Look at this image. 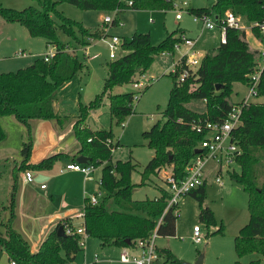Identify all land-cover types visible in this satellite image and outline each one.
Instances as JSON below:
<instances>
[{"label": "trees", "instance_id": "obj_1", "mask_svg": "<svg viewBox=\"0 0 264 264\" xmlns=\"http://www.w3.org/2000/svg\"><path fill=\"white\" fill-rule=\"evenodd\" d=\"M38 7L28 6L17 9L5 7L0 0V17L8 22H18L33 37H44L54 45V54L48 61L36 58L30 65L15 71L0 72V117L13 114L19 121L27 123L29 119L44 118L59 120L55 112L54 101L58 88L70 80L82 63L76 54L65 50L58 32L86 45V37H97V32L85 28L80 22L66 17L57 9L58 4L66 2L85 10L108 12L118 9L119 13L127 9L163 10L172 7L171 0H36ZM131 1V5L128 2ZM226 10L247 21L264 19V0H216L208 7L190 8L192 14H213L218 21ZM118 14V13H117ZM116 14V15H117ZM117 16L112 25H116ZM180 32V31H179ZM246 30L227 28L225 42L206 52L199 65L183 80L178 75L186 67L184 60L172 74V86L167 105L162 112L163 121H157L142 136L147 146L153 150L149 161L141 172L140 183H133L132 173L137 163L132 159L112 161V152L118 147L111 129L92 130L84 125V116L90 108L102 104L104 94L108 98V110L116 122H122L134 109L132 91L110 94L114 86L133 84L138 81L152 65L156 56L163 52H172L179 41L176 32L168 34L159 44L150 42L148 33L135 32L122 37L123 54L107 63V76L103 91L96 95L88 106L79 104L80 119L75 123L78 142L77 153L88 157L87 163L101 166L100 188L106 195L96 204L88 198L84 201L82 229L87 238H94L102 247L133 248L138 241L145 240L158 226L157 236L173 237L176 230L178 205L167 208L172 193L168 186H158L159 195L142 200L132 199L135 186L145 184L151 175L158 176L163 169L169 168L176 179H183L187 165L196 156L203 134L191 127L204 121H221L237 102L230 100L233 83L247 86L250 76L257 69L261 51L251 49L245 39ZM256 38L263 35L251 31ZM181 33H183L181 31ZM264 38V37H263ZM257 96L261 102L244 105L241 124L234 129L233 135L239 148L234 159L238 167L227 168L231 180L241 186L248 195L249 222L235 238L234 248L238 258L249 254H259L264 262V69L259 76ZM191 99H202L205 110L196 112L187 103ZM0 125V141L4 139ZM30 146L23 144L22 155L28 159ZM60 154H51L36 165H27L33 169H48ZM24 168V166H23ZM205 183L192 189L191 195L199 203V219L208 227L214 224V216L208 206H203ZM15 189V185L13 187ZM7 207L9 216L13 215L14 193ZM5 208V207H4ZM167 208V209H166ZM176 210V212H175ZM69 219L57 224V227L41 243L35 253H31L26 242L11 229V217L5 223L6 235L0 232V248L14 264H70L82 251L79 235L59 237L58 227ZM71 225V223H70ZM165 261L162 264H180L169 250L158 251ZM235 264H241L239 261ZM250 264H258L253 261Z\"/></svg>", "mask_w": 264, "mask_h": 264}, {"label": "rangeland", "instance_id": "obj_2", "mask_svg": "<svg viewBox=\"0 0 264 264\" xmlns=\"http://www.w3.org/2000/svg\"><path fill=\"white\" fill-rule=\"evenodd\" d=\"M215 1L171 0L172 7L169 9L152 11L127 9L114 15V17L117 16L116 25L108 24V26L102 24V18L104 15H111L112 11L100 14L96 10L81 9L66 2L58 4L57 9L66 17L80 22L90 31L97 32V37L92 40V43L86 37L87 44L80 45L58 32L59 39L64 43L65 49L76 54L82 63L81 69L57 90L54 109L59 115V120L33 118L29 119L27 123H23L13 114L0 117V125L5 134L4 139L0 141V232L4 236L6 235L5 223L7 218L11 217V229L20 235L29 250L33 249L39 240L40 227L27 221L24 213L16 208L15 201L13 215L9 216L10 209L7 205L13 193L15 200L17 191L16 179L12 173V167L15 165L13 157L22 155L23 144L30 146V155H35L45 145L50 144L46 147L51 149V145L57 141L59 133L62 137L58 138V142L70 140V146L77 143L74 125L80 119L79 104L88 106L96 95L102 93L104 80L107 76V63L111 61L108 47L101 38L108 33L124 37H129L135 32L148 33L150 42L157 45L168 34L177 31L175 37H179L181 34L179 31L185 30L189 36L198 37L195 49L198 53L197 56L201 58L204 51L218 46L220 31L217 27L214 31L201 29V25L193 20V14L189 12V9L208 7ZM183 2L187 5H183ZM1 3L5 7L17 9L39 6L36 0H1ZM179 10H181L182 18L176 19L175 14ZM245 33V39L250 48L264 52V38H256L248 29ZM86 47L87 54L85 55ZM54 49V45L49 44L44 37L30 36L24 25L18 22H7L0 17V72L15 71L26 67L36 58H42L45 53L53 52ZM184 50L183 45L176 48L174 44L172 52H163L156 56L150 68L139 78L144 83L142 87L136 88L134 84H126L114 86L111 89L110 94L132 91L137 96L132 102L134 111L122 122L117 123L115 117L109 113L108 93L104 94L102 104L98 108H90L84 116V125L90 129L112 130L114 141H118L119 144L112 152L113 162L118 159L130 158L137 163V170L132 173L133 183H140L141 172L153 154V150L147 146V140L144 139L142 133L157 121L164 120L162 112L167 105L173 81L171 68L175 63L179 64L182 58L181 53ZM18 52L25 53V57L17 56ZM94 53H97L98 56L90 58ZM247 92V86L235 82L230 100L232 102L240 101ZM251 100L259 102L261 98L253 97ZM186 105L196 112L205 110V102L202 99H191ZM69 124L70 129H67ZM55 164L59 163L54 162L49 169ZM217 166L216 161L209 160L205 167V174L207 169ZM228 167L238 170L234 163L228 166L222 165L218 176L223 181V186L214 181L215 172L213 169L212 171L208 170L206 175L203 206H208L211 209L214 224L208 227L200 222L198 201L191 195H185L178 200L175 235L173 237L159 236L156 239L155 244L160 251L169 250L180 264H192L200 256L203 258L202 264H235L237 261L241 264H250L253 261L264 264L263 257L256 253L241 258L236 255L235 238L249 222L248 195L239 184L230 179L227 173ZM165 169L169 170V168ZM98 173L99 170L94 173L95 176H98ZM32 174L34 177H39L36 180L40 182L39 172L34 170ZM89 179L84 176L79 179V194L76 199L75 195L70 194L73 227L78 226L81 221L79 213L83 209V200L85 201L92 194H96L100 201L106 195L103 189L98 188L96 181L91 180L92 178ZM41 183L49 185L48 181ZM158 186H166L163 172H160L158 176L151 175L145 184L135 186L132 190V199L154 198L159 195ZM8 187L10 192L7 194ZM61 200H63V196L55 197V203ZM49 211L58 210L55 208L49 209ZM195 226L199 227L202 236L200 244H194L192 241ZM0 251L2 252L0 264H11L8 255L1 248ZM121 251L122 249L118 247H102L97 239L86 238L84 250L78 252L70 264H123L120 262ZM135 254L137 255L138 252ZM95 258H97L96 262Z\"/></svg>", "mask_w": 264, "mask_h": 264}, {"label": "built area", "instance_id": "obj_3", "mask_svg": "<svg viewBox=\"0 0 264 264\" xmlns=\"http://www.w3.org/2000/svg\"><path fill=\"white\" fill-rule=\"evenodd\" d=\"M128 5H131V1L128 2ZM183 5H186V3L183 2ZM117 13H119L118 9L112 11L111 15H104L102 18V24L106 26H108V24H112L114 15ZM181 15V10H179L175 14V17L179 19ZM193 20L201 23L202 29L205 30H212L216 27L219 28L220 42H225V32L227 28H234L238 30L248 29L251 31L254 29L264 37V19L247 21L236 15L231 10H226L218 21L215 19L213 14H193ZM244 21L246 22L244 23ZM94 38L95 37L89 36L88 41L92 43ZM101 39L108 47L110 59H115L120 55V53H124L122 48V38L119 35L108 33ZM179 39L180 41L177 44L175 43V47L179 48L180 45L185 47V52L182 55L181 60H184L186 67L178 75V79L183 81L191 73V71L199 65L201 58L197 56L198 53L195 49L197 40L195 38L188 37L185 33H181L179 35ZM87 47L84 49L85 55L87 54ZM65 50L68 51V49ZM53 54L54 51L45 53L43 55V59L48 61L51 57H53ZM18 55L25 56V53L19 52ZM96 56L97 54L90 56V58H94ZM177 66L178 63H175L172 66V74L176 73ZM256 66L257 69L250 76L246 96L231 107L224 119L221 121L206 120L204 123H197L191 127L196 132L202 133L203 137L197 147V149H201V152L196 153V156L187 165L185 177L183 179H176L172 175L170 169L162 170L163 179L172 193L167 202V208L178 205L179 198L187 195L192 189H195L205 183V167L209 160L216 161L218 166L221 168L222 165L228 166L233 163L236 155L240 153L233 131L239 126V124H241L243 106L257 102L251 100V98L258 97L257 85L260 73L264 69V52H261V57L259 58ZM133 84L136 88L144 85L143 81L140 79ZM136 98L137 96L135 95L134 99ZM65 169L79 171L86 178H91L92 172L96 169V166L92 163L82 164L74 161L67 163L65 165ZM24 175L28 181L33 180V174L30 170H25ZM215 181L220 185L223 184V181L218 176L215 178ZM41 187L43 188L45 185H41ZM88 200L91 204L98 203V197L96 195H91L88 197ZM81 216H83V211L81 212ZM158 226L154 228L147 239L138 241L133 248H123L120 254V262L123 264H162L164 262V258L160 253H158L157 246L155 244L156 239L158 238ZM62 227L66 236L79 235L81 237L79 246L82 250H84L85 240L87 237L84 234L82 226L73 227L70 223L66 222ZM192 241L194 244H200L202 242V236L198 226L193 228ZM135 252H138V254L136 255ZM96 261L97 258H95V262Z\"/></svg>", "mask_w": 264, "mask_h": 264}, {"label": "crops", "instance_id": "obj_4", "mask_svg": "<svg viewBox=\"0 0 264 264\" xmlns=\"http://www.w3.org/2000/svg\"><path fill=\"white\" fill-rule=\"evenodd\" d=\"M187 5V4H186ZM124 12V11H123ZM103 12H100V14ZM176 18V17H175ZM182 18V15L179 19ZM177 19V18H176ZM4 20V19H3ZM8 22V21H7ZM199 23V22H197ZM201 25V23H199ZM202 29V25H201ZM216 29V28H215ZM215 29H212L210 31H214ZM183 33H185L188 37H191L187 34L185 30H181ZM180 31V33H181ZM121 38L124 36H120ZM195 38L196 40L198 37H191ZM220 39V37H219ZM221 42H219L220 44ZM218 44V46H219ZM91 46V44H90ZM89 46V48H90ZM197 46V42L196 45ZM217 46V47H218ZM215 47V48H217ZM212 48V49H215ZM212 49H208L203 52V55ZM185 50L181 53L183 55ZM19 53V52H18ZM17 56H22L18 55ZM97 53H94L92 55H95ZM91 55V56H92ZM98 56V54H97ZM96 56V57H97ZM23 57V56H22ZM25 57V56H24ZM160 57V56H159ZM95 58V57H94ZM144 75V74H143ZM238 102V101H237ZM258 102V101H257ZM261 102V101H259ZM90 128V127H89ZM67 129H70V124L68 125ZM61 133H59L58 138L62 137L60 136ZM57 136V135H56ZM57 141L51 145V149L49 145H45L39 152H37L35 155L31 154L29 155V158L26 159L23 155H18L17 157H13L15 160V165L12 167V173L16 179L17 184V191L15 194V202H16V208H19L25 215L28 222H31L35 224V226L40 227L39 232V240L34 245V248L30 250L31 253H35L38 248L40 247L41 243L48 237V235L55 230L57 227V224L64 221V219L68 218L71 225L73 226V223L71 221V204H70V194L75 195L74 198L76 199L79 194V186L78 181L81 178V176H84L79 171L74 170H67L65 169V165L70 162L76 161V157L78 154L76 151L78 149V142L71 144L70 146V140L65 141ZM22 153V152H21ZM60 154L57 160L54 162L59 163L58 165H54L51 169H33L32 167H26L27 165H36L44 158L48 157L51 154ZM54 164V163H53ZM24 166V168H23ZM214 173V181L215 178L220 174L221 168L219 166L213 167L211 169L206 170L205 174V183L207 179V171L211 170ZM25 170H30L31 172H34V170L39 172L40 176V182H38L36 179L39 177H34L33 174V180L28 181L24 175ZM99 170L98 176L94 173ZM212 173V172H211ZM101 175V167L96 168L92 172V179L96 181V184L98 188H100L99 185V179ZM219 177V176H218ZM84 178H86L84 176ZM90 180L89 178H86ZM42 181H48L49 185L46 186L45 184L41 183ZM216 182V181H215ZM217 183V182H216ZM41 185H45V187H41ZM220 185V184H219ZM224 183L220 186H223ZM19 187V188H18ZM72 191H74L72 193ZM10 192V188L7 189V194ZM99 193V192H98ZM96 195V194H92ZM63 196V200H61L58 203H55V197ZM83 206H84V200H83ZM57 209L58 211H49V209ZM83 208V207H82ZM82 212V210H81ZM80 214L81 221L78 226L79 227L82 224V216ZM57 215V216H55ZM157 250L160 251V249L157 247ZM164 258V257H163Z\"/></svg>", "mask_w": 264, "mask_h": 264}, {"label": "water", "instance_id": "obj_5", "mask_svg": "<svg viewBox=\"0 0 264 264\" xmlns=\"http://www.w3.org/2000/svg\"><path fill=\"white\" fill-rule=\"evenodd\" d=\"M195 153H199L201 152V149H195L194 151ZM76 161L79 162V163H82V164H85L89 161L88 157L84 156V155H78L76 157ZM56 234L57 236L59 237H66V235L64 234V230H63V227H58L57 230H56ZM2 255V252L0 251V257ZM202 256H200L194 263L192 264H202Z\"/></svg>", "mask_w": 264, "mask_h": 264}]
</instances>
